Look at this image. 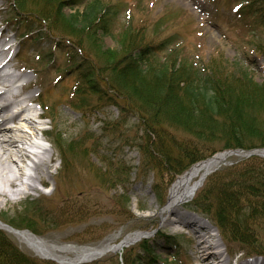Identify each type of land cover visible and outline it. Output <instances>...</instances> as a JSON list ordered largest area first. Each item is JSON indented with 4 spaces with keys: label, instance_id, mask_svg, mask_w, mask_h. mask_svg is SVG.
Returning <instances> with one entry per match:
<instances>
[{
    "label": "rangeland",
    "instance_id": "rangeland-1",
    "mask_svg": "<svg viewBox=\"0 0 264 264\" xmlns=\"http://www.w3.org/2000/svg\"><path fill=\"white\" fill-rule=\"evenodd\" d=\"M102 1L114 3L117 9L111 29L103 32L92 28L70 35L50 19L48 24L37 21L29 25L26 21L35 18L33 14H23L27 18L17 24L19 17L10 16L17 12L13 1L0 0V31L5 32L1 38L13 43L7 53H16L8 69L22 73L20 82L31 83V89L25 90L24 95L34 94L38 96L37 102L43 104L38 106L36 99L31 104L36 113L43 115L41 119L36 117L34 130L37 133L34 134L41 137L44 147L38 148L36 153L46 160L49 158L47 168L38 177L33 165L38 158L32 154L27 173L16 165L23 159L7 164L11 172L22 173L21 179L33 183L36 188L26 190L28 196L25 199L11 191L7 197L0 196V222L17 230H28L55 245L94 247L106 240L119 243L136 231H147L150 235L90 261H71L74 255L68 252H64L67 259L58 261L37 255L7 227L0 226V231L19 252L50 264H125V260L138 262L137 259L142 257L143 264H168L175 252L183 264H200L196 255L197 239L183 228L185 223L174 227L168 223V209L165 207L169 188L194 164L236 147L221 143L212 145L207 157L190 162L181 171L186 164L183 160L176 173L164 167L156 152L152 151L155 137L150 135L147 138L138 116L121 113L119 107L100 102L94 92L98 90L97 77L92 75L88 80L86 73H90L88 69L91 67L98 68L97 63L103 57L115 59L125 52V43L133 42L131 49H136L135 52L145 45L154 48L153 66L162 64L163 60L169 65L172 59L180 63L187 58L215 63L221 70L231 63H240L248 68L256 81L261 82L264 80V27L257 20L254 5L263 0ZM249 1L254 3L252 9L245 7ZM61 11L69 13L70 9L66 6ZM10 17L14 20L9 21ZM126 25L129 26L130 39L124 42L125 37H119V31ZM25 32L29 34L21 43L19 36ZM68 41L70 46H67ZM77 88H80V94L74 92ZM144 91L145 88L139 91L141 97ZM233 93L237 98L250 96V93L256 95L254 100L240 105L245 121L243 130L251 134L245 138L256 142L258 131L254 133V130L258 123L262 121L263 124L264 112L257 106L249 107L261 101L264 106V92L253 89L245 92L237 85ZM184 98L186 96L177 95L184 108L177 104L173 113L157 119V123L163 124L168 132V137L181 144L198 136L197 129L187 125L193 123V118L185 109L190 101ZM23 129L32 133L27 127ZM216 130L204 129L205 138L214 139L213 135L218 134ZM59 135L69 145L65 155L61 154L57 142ZM142 146L145 152H142ZM262 147L241 149L246 153ZM232 152L205 176L188 201L176 205L175 212L207 222L211 227L209 233L218 241L230 264L264 260V255L246 257L247 253H252L248 252L252 248L223 237L211 215L197 205L201 201L211 202L215 190L211 181L215 173L245 163L255 165L259 160L251 156L264 159L261 155L264 152L249 155ZM177 153L180 155V151ZM64 158L66 163L62 161ZM31 204L39 209L30 211L33 227L13 226L17 220L15 216ZM38 211L42 212L40 216ZM259 221L258 224L264 227V220ZM259 238L264 241V228ZM148 244L150 251L143 252L142 248ZM254 249V253L264 252V249Z\"/></svg>",
    "mask_w": 264,
    "mask_h": 264
},
{
    "label": "trees",
    "instance_id": "trees-1",
    "mask_svg": "<svg viewBox=\"0 0 264 264\" xmlns=\"http://www.w3.org/2000/svg\"><path fill=\"white\" fill-rule=\"evenodd\" d=\"M8 1H13L17 10L14 13L15 16L20 17L19 14L23 12L19 23L27 18V15L23 16V14H33L35 18L26 21L29 25L37 21H44L48 24L50 19L55 26L59 28L62 26L60 30L70 35L92 28L103 32L109 31L117 15V9L110 1ZM253 5L254 3L249 1L245 7L252 9ZM66 6L70 9L69 13H62V8ZM254 11L257 20L261 21L264 27V0L254 5ZM123 27L124 29L119 31V37H125L123 39L125 42L130 39V32L128 25ZM253 37L257 39L256 36ZM66 43H68L67 46L71 45L69 41ZM132 46L133 42L125 43V52H121L115 59L107 60L103 57L104 62L103 59L98 61V68H89L91 74L87 72L86 76L88 80L92 78V75L97 77L98 90L94 92L100 102H108L110 105L119 107L121 113L127 112L129 115L138 116V122L143 125L147 138L150 135L155 137V142L151 145L153 150H151L156 152L164 167L177 173V166L186 160L181 170L183 171L190 162L207 157L211 146L218 143L243 149L264 147V121L263 124L261 121L255 127L254 133L258 131L256 142H252V138H245V135L251 134L243 130L245 121L242 119L240 105L254 100L256 95L250 93V96L237 98L233 93L237 85L245 92L251 89L264 92V80L256 81L248 68L240 63H231L221 70L215 66V63L210 62L209 64L202 61L199 63L187 58L180 63L172 59L169 65L167 62L164 63V60H160L162 64L153 66L151 65V59L154 58L152 46L145 45L137 52H135L136 49H131ZM144 88L145 91L141 97L139 91ZM77 89L74 92L80 94V88ZM177 95L186 96L184 99L190 101L185 109H187L188 116L193 118V123L187 125L197 129V135L200 136H195L196 138L194 137L192 141H186V144H181L179 141L176 143L173 137L169 138L163 124L157 123V119L161 116L165 117L173 113L177 104L184 108L180 100H177ZM256 106L264 112L262 101L257 104L252 103L249 108ZM174 118L176 120V117ZM215 128L218 131V134L213 135L215 138H205L204 129L212 131ZM57 142L61 154L65 155V150L69 148V145L64 143L60 135ZM144 149L145 147L142 146V152H145ZM177 151H180V155ZM251 158L260 162L257 161L255 165L245 163L237 168L233 166L215 173L211 181L215 186L211 202L201 201L197 205L205 213L211 215L223 237L239 241L242 245H246L245 247L252 248V250L248 249V252L254 253V248L264 249V241L258 239L264 228L258 224L259 220H264V159L255 156ZM62 161L66 163L65 158ZM35 206V204L28 205L23 213H18L15 216L17 220L12 225L33 227L34 222L29 215L30 211L39 210ZM38 212L40 216L42 212ZM149 247L150 244L142 248V251L149 252ZM256 253L264 254L262 251ZM143 258H138V262L125 260V264H143ZM0 262L2 264H50L19 252L2 231H0ZM167 263L183 264L178 259L177 252L170 257Z\"/></svg>",
    "mask_w": 264,
    "mask_h": 264
},
{
    "label": "bare ground",
    "instance_id": "bare-ground-1",
    "mask_svg": "<svg viewBox=\"0 0 264 264\" xmlns=\"http://www.w3.org/2000/svg\"><path fill=\"white\" fill-rule=\"evenodd\" d=\"M5 32L2 30L0 38L4 37ZM10 55L4 54V57L0 60V71H4V75L7 81H12L22 76V73H16L14 70L7 69L10 61ZM0 79V83H2ZM23 94V96H22ZM18 96H21L18 98ZM37 97L34 94L24 95V90L18 89L13 95L11 100L5 99L0 92V196L7 197L11 191L12 194L19 195L24 190H34L36 186L33 183H25L21 179L22 173L11 172L8 168V163H12L15 159H23L22 162L27 159L29 155L23 148V144H27L36 151L32 153L38 159L33 163L34 169L39 175H41L47 168V162L49 160L40 157L36 152L38 148L43 147L41 141L35 140L38 135L35 128V119L40 117L41 113H36L33 107L29 103L35 100ZM18 103V104H17ZM25 103L21 108L28 109L33 113L32 116L21 119L20 113L10 112V107L13 104L20 105ZM12 125H10V124ZM29 128L32 133L24 131L23 128ZM34 131V132H33ZM41 139L38 137L37 139ZM230 153H217L216 155L202 160L194 164L187 172L180 175L169 188L168 200L165 209H168L167 220L169 225L174 227L181 225L183 228L188 229L193 237L197 239V258L200 264H230L227 257L223 256V250L220 249V244L217 240H214L209 229L211 228L207 222L201 221L198 217L175 212L176 205L188 201L195 193L198 183L205 178V176L214 170L221 162H224ZM238 154V153H237ZM13 164V163H12ZM11 164V165H12ZM22 163L20 170L24 168H30L28 165ZM18 165V164H16ZM19 170V169H18ZM14 188L13 190L11 189ZM177 211V210H176ZM174 213V214H173ZM0 226L2 223L0 222ZM208 229V231H207ZM18 240L25 242L29 248H31L37 255L42 257H49L63 261L67 259L64 252L72 253L74 257L71 261H90L109 250L122 249V247L131 243V241L138 238L139 235L134 233L127 235L119 244L111 243L110 240H106L101 244L94 247L87 246H74V245H55L48 241L35 236L29 231H13ZM129 242V243H128ZM238 264H264V260L259 259L256 261L240 262Z\"/></svg>",
    "mask_w": 264,
    "mask_h": 264
},
{
    "label": "water",
    "instance_id": "water-1",
    "mask_svg": "<svg viewBox=\"0 0 264 264\" xmlns=\"http://www.w3.org/2000/svg\"><path fill=\"white\" fill-rule=\"evenodd\" d=\"M236 152V153H241L242 151L241 150H238V149H235V150H229V151H226V153H229V152ZM256 151L255 150H249L247 153H245V155L247 154H251V153H255Z\"/></svg>",
    "mask_w": 264,
    "mask_h": 264
}]
</instances>
